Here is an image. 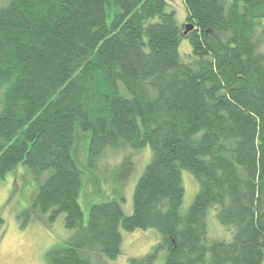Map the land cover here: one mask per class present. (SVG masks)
<instances>
[{"label": "trees", "instance_id": "obj_1", "mask_svg": "<svg viewBox=\"0 0 264 264\" xmlns=\"http://www.w3.org/2000/svg\"><path fill=\"white\" fill-rule=\"evenodd\" d=\"M181 1L183 28L166 0H0V181L43 180L21 228L62 215L73 232L48 264L114 260L146 230L158 243L128 264H264V0ZM121 147L151 151L132 215L103 202L84 219L80 157ZM181 171L198 184L186 212Z\"/></svg>", "mask_w": 264, "mask_h": 264}, {"label": "rangeland", "instance_id": "obj_2", "mask_svg": "<svg viewBox=\"0 0 264 264\" xmlns=\"http://www.w3.org/2000/svg\"><path fill=\"white\" fill-rule=\"evenodd\" d=\"M166 4V11L174 12L177 25L183 28L186 10L182 1L166 0ZM261 50L264 52V37L261 38ZM189 53L188 43L181 40L179 54L182 60H186ZM150 158L149 147L137 150L129 147L107 149L102 160L91 169L86 158L81 156L79 166L83 176L78 204L83 218H87L92 205L103 202H118L123 214L131 216L133 192ZM124 160L130 167L127 174L122 172ZM88 175L95 178L94 185L88 182ZM181 180L184 188L181 211L186 212L198 192V184L187 171H181ZM42 182L43 180L39 182L21 166L15 167L0 181V264H48L47 254L63 248L73 234L64 228L62 215L56 217L53 223L48 221V225H43L42 220H37L21 228L19 218L30 207ZM206 223L210 238L222 240L229 237L225 241H230V234L228 233L227 237L226 229L212 216L209 215ZM122 239L121 254L114 260L97 252H87L84 255L91 264H128L129 260L142 258L149 253L158 243L159 236L153 230H146L122 233ZM163 257L164 252H161L154 264H163Z\"/></svg>", "mask_w": 264, "mask_h": 264}, {"label": "water", "instance_id": "obj_3", "mask_svg": "<svg viewBox=\"0 0 264 264\" xmlns=\"http://www.w3.org/2000/svg\"><path fill=\"white\" fill-rule=\"evenodd\" d=\"M192 29H193V26H192V25H187V26L185 27V32H184V34L186 35V34L189 33Z\"/></svg>", "mask_w": 264, "mask_h": 264}]
</instances>
